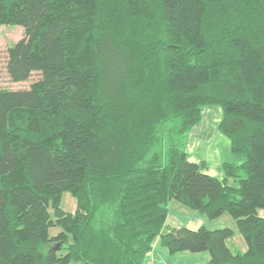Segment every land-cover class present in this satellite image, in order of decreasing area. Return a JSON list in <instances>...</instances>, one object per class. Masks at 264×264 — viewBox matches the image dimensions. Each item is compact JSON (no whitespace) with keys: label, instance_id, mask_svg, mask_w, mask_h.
Returning <instances> with one entry per match:
<instances>
[{"label":"trees","instance_id":"obj_1","mask_svg":"<svg viewBox=\"0 0 264 264\" xmlns=\"http://www.w3.org/2000/svg\"><path fill=\"white\" fill-rule=\"evenodd\" d=\"M0 264H148L154 242L264 264V0H0ZM238 158L188 146L207 107ZM65 193L77 200L68 213ZM231 228L164 233L170 204ZM61 231L51 235L52 229Z\"/></svg>","mask_w":264,"mask_h":264},{"label":"rangeland","instance_id":"obj_2","mask_svg":"<svg viewBox=\"0 0 264 264\" xmlns=\"http://www.w3.org/2000/svg\"><path fill=\"white\" fill-rule=\"evenodd\" d=\"M24 37L25 32L21 26H0V86L3 88L11 90L29 89L31 84L39 79L37 73L33 74L29 81L21 83H13L7 77L6 61L8 49ZM221 115L220 107H207L203 112L201 123L195 127L190 138L189 153L195 157H204L210 165H213L212 170H214V166L221 168L220 165L224 162H235L238 160L230 150V141L228 137L220 132L218 128L221 121ZM203 131L207 133L208 138L202 139L199 136ZM208 163L206 165H208ZM61 207L68 213H74L77 209V200L74 195L71 193H65L62 198ZM169 220H178L179 222L189 225H198L200 223L201 225H205L208 229L231 228L235 230V235L231 238L232 241L230 244H233L237 249H239L238 247L241 245L240 240L246 244L243 236L237 231L236 221L227 213L220 218L210 219L206 215L197 213L176 201H172L170 204ZM60 231V228H56L52 229L50 233L51 235H55ZM159 248L160 250L163 249L161 245ZM204 255L208 256L209 254L187 252L185 254L165 253L164 255H161L159 253L157 261L159 264H196L197 259H193V256H200L199 262H205L204 259H202ZM148 264H156L153 262L150 254Z\"/></svg>","mask_w":264,"mask_h":264},{"label":"crops","instance_id":"obj_3","mask_svg":"<svg viewBox=\"0 0 264 264\" xmlns=\"http://www.w3.org/2000/svg\"><path fill=\"white\" fill-rule=\"evenodd\" d=\"M197 127V126H196ZM195 129V128H194ZM198 130H199V128H198ZM194 131V130H193ZM202 139H206V138H208V136H207V133H205V131H203L202 133H200V135H199ZM189 147H190V143H189V146H188V153H189ZM229 147H230V145H229ZM189 155H190V161H192V162H195V163H201V162H206V164L208 163V161L206 160V159H204V157H195V156H193V155H191L190 153H189ZM212 166L213 165H210L209 163H208V165H206V169H205V171L209 174V175H212V176H218V177H223V174H222V171H221V168L220 167H215L214 166V170H212ZM221 166V165H220ZM202 225L199 223L198 225H193V224H191V225H189V224H184V223H182V222H179L178 220H169V216H168V219H167V222H166V226H165V228H164V233H166V232H169V231H171V230H173V229H178V228H182V227H186V228H188V229H191V230H197L199 227H201ZM231 239H229V241H228V243H229V245H230V247L233 249V250H236V251H242V252H245L246 250H247V246H246V244H244V242L242 241V240H240V243H241V245L238 247L239 249H237L233 244H230L231 243ZM159 246H160V241H159V239H157L155 242H154V245H153V250H152V252L150 253V257H152V259H153V262L154 263H156V264H159L158 263V261H157V256H159V253L161 254V255H164L165 253H169L168 251H167V249H165V248H163V249H161L160 250V248H159ZM159 250H160V252H159ZM181 253H187V252H181ZM181 253H178V254H181ZM203 253H207V252H203ZM195 254H200V253H195ZM209 254V253H208ZM203 255V254H202ZM200 256H193V259H197L196 260V264H210V261H211V256H210V254L208 255V256H203V258L202 259H204V261L205 262H199L200 261Z\"/></svg>","mask_w":264,"mask_h":264}]
</instances>
